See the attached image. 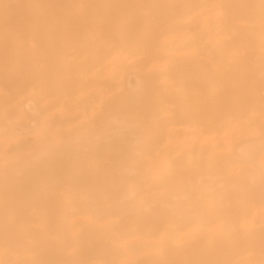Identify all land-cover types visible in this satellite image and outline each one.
Here are the masks:
<instances>
[{"label": "bare ground", "instance_id": "bare-ground-1", "mask_svg": "<svg viewBox=\"0 0 264 264\" xmlns=\"http://www.w3.org/2000/svg\"><path fill=\"white\" fill-rule=\"evenodd\" d=\"M0 264H264V0H0Z\"/></svg>", "mask_w": 264, "mask_h": 264}]
</instances>
